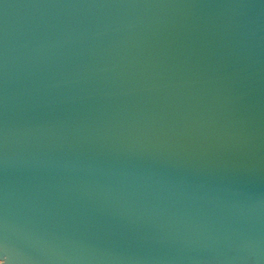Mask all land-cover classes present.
<instances>
[{
    "label": "water",
    "instance_id": "water-1",
    "mask_svg": "<svg viewBox=\"0 0 264 264\" xmlns=\"http://www.w3.org/2000/svg\"><path fill=\"white\" fill-rule=\"evenodd\" d=\"M0 264H264V0H0Z\"/></svg>",
    "mask_w": 264,
    "mask_h": 264
}]
</instances>
